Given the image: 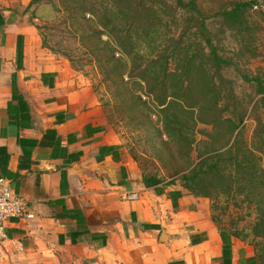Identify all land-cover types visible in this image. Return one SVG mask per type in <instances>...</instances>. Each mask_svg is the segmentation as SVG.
Returning a JSON list of instances; mask_svg holds the SVG:
<instances>
[{
	"label": "crops",
	"instance_id": "1",
	"mask_svg": "<svg viewBox=\"0 0 264 264\" xmlns=\"http://www.w3.org/2000/svg\"><path fill=\"white\" fill-rule=\"evenodd\" d=\"M29 1L0 0V177L31 213L7 224L0 264H227L209 200L144 186L86 77L22 14ZM230 245V264H257L248 242Z\"/></svg>",
	"mask_w": 264,
	"mask_h": 264
},
{
	"label": "rangeland",
	"instance_id": "2",
	"mask_svg": "<svg viewBox=\"0 0 264 264\" xmlns=\"http://www.w3.org/2000/svg\"><path fill=\"white\" fill-rule=\"evenodd\" d=\"M102 1L35 0L26 6L22 14L27 15V21L35 27L45 49L64 58L72 69L86 77L97 103L103 107L105 127L115 137L117 145L124 147L132 156L141 176H156L161 185H182V174L200 159L197 158L199 150L208 148L211 143L220 147L226 139L222 135L212 140L203 137L199 129L207 128L194 122L191 110L179 100L183 109L177 110L173 122L166 118L163 110L165 105H159L157 91L150 94L151 105L144 103L140 93H150L154 89L151 73L154 74L158 67L149 64L145 78L139 73L166 46L163 35L165 27L173 29L184 25L187 15L172 0H144L146 4L152 5L159 16L158 20L144 22L145 27H149L152 22L158 29L154 34L155 41L149 38L150 30L147 36L137 30L131 32L132 46L122 47L115 30L127 29L123 26L127 16L124 8L109 11L108 1ZM236 2L245 3L239 24H232L217 15L218 11L231 9ZM196 3L210 31L212 47L229 61L228 65L217 70L208 57H201L200 61L210 67L207 80L214 75L220 89L232 87L237 99L248 101L244 123L245 136L251 143L258 117L264 121V111L260 108L261 104L252 110L261 95L254 92L251 82L243 80V75H258L264 82V0H196ZM197 44L201 47L206 42L198 37ZM167 65L171 69L175 62L170 60ZM219 73H222L225 82L219 81ZM174 83L176 81L172 79L171 86L174 87ZM204 88L206 85L203 80L197 83V89ZM169 99L172 100L168 98L167 101ZM153 112L155 118L152 117ZM226 147L218 151H225ZM227 159L220 163L226 164ZM211 182L215 214L219 215L228 229L232 231L236 227L244 235L243 240L251 243L250 216L245 214L241 221L243 214L232 204L224 210L226 203L231 201L222 195L219 185L223 181L214 174ZM258 262L264 264V261Z\"/></svg>",
	"mask_w": 264,
	"mask_h": 264
},
{
	"label": "trees",
	"instance_id": "3",
	"mask_svg": "<svg viewBox=\"0 0 264 264\" xmlns=\"http://www.w3.org/2000/svg\"><path fill=\"white\" fill-rule=\"evenodd\" d=\"M34 1L30 0L28 5ZM104 1H108L109 11L124 8V14L127 15L123 23L127 29L125 31L120 28L115 30L122 47L123 45L132 46L131 32L135 33L137 30L144 32L145 36L151 31L149 38L155 41L154 36L156 35L154 34L158 31L155 24L151 22L149 27L144 25L145 20L153 21L159 18L151 4H146L144 0H103L102 2ZM172 2L187 15L186 23L173 29L165 27L163 35L166 46L161 49L155 59L147 62L139 74L145 78L144 75H148L149 72V64L158 67L157 71H153L154 74L151 73L154 89L147 93L150 95L154 90L158 92L156 98L159 105H165L163 110L169 121L173 122L177 117V110L183 109L177 101L179 100L191 110L193 121L207 128L199 129L203 137L206 136L207 140H212L222 135L226 139L220 147L211 143L208 148L199 150L197 158L200 159L194 167L182 174L181 186L193 195L209 200L211 218L217 225L223 242L222 260L230 264L231 237L243 240L244 235H241L236 227H233L232 231L228 229L219 215L214 212L216 206H214L211 180L216 174L217 178L223 181L219 185L222 195L226 200L229 198L231 201V203H226L224 210L232 204L238 207L243 214L241 221L244 220L245 214L251 218L249 232L252 240L249 244L254 250L253 259L259 264L258 261H264V121L258 117V125L253 129L252 142L249 143L245 136L246 125L244 123L248 101H243V98L237 99L236 91L232 87L228 90L220 89L216 85L218 80L214 75L207 80L210 67H206V64L200 61L201 57H208L211 65L217 70L223 65H228L229 61L220 56L212 47L209 39L210 31L201 17L202 12L198 9L196 0H172ZM244 4L236 2L231 9L218 11L217 15L232 24H239L242 21ZM262 15L264 16V12ZM198 37H202L206 42L205 46L200 47L197 44ZM42 46L44 47L43 44ZM170 60L175 62L171 69L167 65ZM203 77H206L205 80ZM172 79L176 81L174 87L171 86ZM218 79L221 82L226 81L222 73H219ZM202 80L206 88L199 90L197 83ZM243 80L251 82L255 89L254 92L261 95L252 110H256V107L261 104L260 108L264 111V82L258 75L252 77L243 75ZM168 98L172 100L167 101ZM225 146H227L225 151H218ZM226 158H228L227 163L222 165L220 162H225ZM142 182L145 187H154L157 193L163 192V188L157 189L160 180L156 176L143 175ZM179 195L180 192H176V196ZM237 196L241 197L237 198ZM63 215L76 221L83 219L77 209H65ZM150 226L153 225L143 224L144 228Z\"/></svg>",
	"mask_w": 264,
	"mask_h": 264
},
{
	"label": "built area",
	"instance_id": "4",
	"mask_svg": "<svg viewBox=\"0 0 264 264\" xmlns=\"http://www.w3.org/2000/svg\"><path fill=\"white\" fill-rule=\"evenodd\" d=\"M118 56L119 53L116 52ZM141 99L146 104L151 105V96L144 92L140 93ZM155 118V113H152ZM138 198V193L132 191L125 195L126 200H135ZM31 216V213L26 207L25 201L15 194L10 186L9 180L5 177H0V241L8 240L6 226L13 219H26Z\"/></svg>",
	"mask_w": 264,
	"mask_h": 264
}]
</instances>
